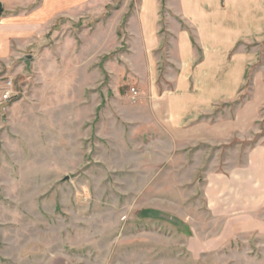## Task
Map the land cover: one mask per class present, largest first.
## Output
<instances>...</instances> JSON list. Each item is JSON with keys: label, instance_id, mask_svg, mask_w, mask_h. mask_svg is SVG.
<instances>
[{"label": "rangeland", "instance_id": "374dc122", "mask_svg": "<svg viewBox=\"0 0 264 264\" xmlns=\"http://www.w3.org/2000/svg\"><path fill=\"white\" fill-rule=\"evenodd\" d=\"M4 1L0 23L17 35L0 59V264H264L262 236L216 242L197 170L216 148L175 146L141 110L124 27L73 35L76 22L34 19L42 0ZM128 1L90 7L108 18Z\"/></svg>", "mask_w": 264, "mask_h": 264}, {"label": "crops", "instance_id": "0c3cea01", "mask_svg": "<svg viewBox=\"0 0 264 264\" xmlns=\"http://www.w3.org/2000/svg\"><path fill=\"white\" fill-rule=\"evenodd\" d=\"M0 1L4 11L5 1ZM11 1L28 5L35 0ZM95 2L42 0L45 7L34 19L76 22L73 35L89 36L103 27L115 35L124 27L139 89L151 105L141 110L159 124L167 122L164 128L175 146L216 148L197 169L203 171V197L215 220L216 242L264 238V75L254 73L262 64L264 0H134V8L121 6L98 19L90 7ZM23 21L27 24L19 34L29 36L32 17ZM2 24L0 59L11 49L9 37L17 35L14 26ZM64 30L62 23L59 33Z\"/></svg>", "mask_w": 264, "mask_h": 264}, {"label": "built area", "instance_id": "2783aa9c", "mask_svg": "<svg viewBox=\"0 0 264 264\" xmlns=\"http://www.w3.org/2000/svg\"><path fill=\"white\" fill-rule=\"evenodd\" d=\"M12 82H13V80H10L6 84L7 87H6V90L4 91L1 105L5 104L6 102L11 101L13 98L14 90H13V85H12L13 83ZM132 92H133L132 100H133V102H136L138 100V98L140 97L139 91L136 88H132ZM3 109L5 110L6 106H4Z\"/></svg>", "mask_w": 264, "mask_h": 264}, {"label": "water", "instance_id": "95a60500", "mask_svg": "<svg viewBox=\"0 0 264 264\" xmlns=\"http://www.w3.org/2000/svg\"><path fill=\"white\" fill-rule=\"evenodd\" d=\"M3 13V3L0 1V15Z\"/></svg>", "mask_w": 264, "mask_h": 264}]
</instances>
